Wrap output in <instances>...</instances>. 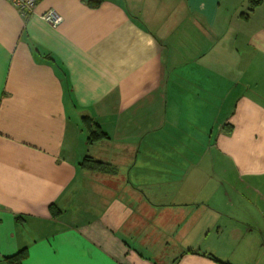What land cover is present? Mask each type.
Returning a JSON list of instances; mask_svg holds the SVG:
<instances>
[{
    "label": "crops",
    "instance_id": "obj_1",
    "mask_svg": "<svg viewBox=\"0 0 264 264\" xmlns=\"http://www.w3.org/2000/svg\"><path fill=\"white\" fill-rule=\"evenodd\" d=\"M258 1L0 0V264H264Z\"/></svg>",
    "mask_w": 264,
    "mask_h": 264
},
{
    "label": "rangeland",
    "instance_id": "obj_2",
    "mask_svg": "<svg viewBox=\"0 0 264 264\" xmlns=\"http://www.w3.org/2000/svg\"><path fill=\"white\" fill-rule=\"evenodd\" d=\"M50 10H54V9H50ZM43 15H42V17H43ZM209 58H210V56L205 57V59H209ZM259 73H260V71H252L251 77H249V76L246 77L244 75V80H246V79L250 80V78H252V80H257V76H258ZM197 74H198V76L196 77L197 80L203 79V80H206V81H213L212 84L210 82H208L207 85L201 86L203 88V90L205 91L204 94H202L201 96L210 94V91L212 90L213 96H214V100H216V101L220 100L222 98V96L225 94V91L229 87V79L230 78H233V80H235L237 78V80H235V81L241 80V78H243L242 72H239L237 70H234V71H231V70H229V71H226V70H214L213 71L211 69H205V68L200 67L197 70ZM216 104L217 103L214 101V114L216 112V109H215ZM195 122H198V120L188 117L186 126L188 127L189 130L193 129V124ZM85 136H86V138L91 137V134L86 129H85ZM92 151L93 150H91V152ZM86 153H87V151L85 150L84 154H86ZM214 157H215V152H214ZM83 165H84V161H82V165H80V169H83ZM159 262L163 263L162 261H159Z\"/></svg>",
    "mask_w": 264,
    "mask_h": 264
},
{
    "label": "trees",
    "instance_id": "obj_3",
    "mask_svg": "<svg viewBox=\"0 0 264 264\" xmlns=\"http://www.w3.org/2000/svg\"><path fill=\"white\" fill-rule=\"evenodd\" d=\"M85 1L90 7H98V6H100V4L103 0H85ZM259 3H260V1H258V0L257 1L251 0V6L252 7L258 6ZM84 121H85V124L90 128L89 133L91 134V137H89V139L91 141L98 140L100 138L108 136L106 131L100 126V124L97 121L90 119V117H88V116L86 118H84ZM90 158H91L90 156H86L85 161L92 162V164H94V165H92L93 167L100 168V169L106 168V166L104 165L103 162L93 160V159L90 160ZM85 163H87V162H85ZM54 214H55V211H54ZM26 256H27V250L24 249V250L20 251L19 253L8 257V261L10 262V264H21L22 260ZM212 257L215 260L219 261L220 263L226 264L225 262L220 261L215 256H212Z\"/></svg>",
    "mask_w": 264,
    "mask_h": 264
},
{
    "label": "built area",
    "instance_id": "obj_4",
    "mask_svg": "<svg viewBox=\"0 0 264 264\" xmlns=\"http://www.w3.org/2000/svg\"><path fill=\"white\" fill-rule=\"evenodd\" d=\"M5 1H8L16 5L23 15H29L34 11L35 7L38 5V3L41 0H5ZM43 18L53 25L59 24L62 20L61 15L56 10L47 11L43 15Z\"/></svg>",
    "mask_w": 264,
    "mask_h": 264
}]
</instances>
